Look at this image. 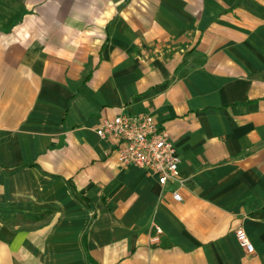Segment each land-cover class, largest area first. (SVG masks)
<instances>
[{"label":"crops","instance_id":"0c3cea01","mask_svg":"<svg viewBox=\"0 0 264 264\" xmlns=\"http://www.w3.org/2000/svg\"><path fill=\"white\" fill-rule=\"evenodd\" d=\"M119 114L182 186L119 163ZM0 264H264V0H0Z\"/></svg>","mask_w":264,"mask_h":264},{"label":"built area","instance_id":"2783aa9c","mask_svg":"<svg viewBox=\"0 0 264 264\" xmlns=\"http://www.w3.org/2000/svg\"><path fill=\"white\" fill-rule=\"evenodd\" d=\"M96 133L102 138L116 140V155L122 166L134 165L145 169L158 178L162 187L169 182L184 184L179 171L180 158L174 144L168 132L158 127L152 115L119 114L113 119H104ZM173 198L182 201L178 189L173 191ZM157 232L161 233V229L157 228ZM236 237L248 253L254 252V245L243 228L236 231Z\"/></svg>","mask_w":264,"mask_h":264}]
</instances>
